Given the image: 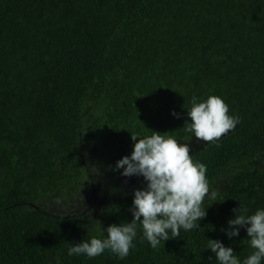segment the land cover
<instances>
[{"label": "trees", "instance_id": "trees-1", "mask_svg": "<svg viewBox=\"0 0 264 264\" xmlns=\"http://www.w3.org/2000/svg\"><path fill=\"white\" fill-rule=\"evenodd\" d=\"M193 95L222 97L240 122L195 140ZM151 131L206 165L199 228L153 249L138 227L122 260L68 256L131 221L143 178L112 169ZM239 205L264 208V0H0V264H218L206 239L242 260L244 229L221 231Z\"/></svg>", "mask_w": 264, "mask_h": 264}, {"label": "clouds", "instance_id": "clouds-1", "mask_svg": "<svg viewBox=\"0 0 264 264\" xmlns=\"http://www.w3.org/2000/svg\"><path fill=\"white\" fill-rule=\"evenodd\" d=\"M190 105L183 129L192 133L199 142H216L240 122L238 115L229 114L222 97L209 95L200 100L193 95ZM171 114L177 116L175 112ZM130 137L134 142L130 154L116 161L112 170L119 171L122 177L143 178V187L134 189L132 193L131 221L104 228L100 226V237L92 236L75 244L66 243L68 256L83 255L91 259L107 250L122 260L135 247L133 241L138 227L148 245L159 249L169 239V234L177 237L181 230L187 232L199 228V221L205 218L206 208H202V204L215 193L209 192L206 165L193 161L189 144L179 143L174 136L156 131L141 138ZM232 212L234 217L226 221L227 226L221 231L231 240L243 228L251 253L241 260L232 247H226L219 239H206V249L214 254L218 264H262L264 208H257L249 215L247 208L239 205Z\"/></svg>", "mask_w": 264, "mask_h": 264}, {"label": "water", "instance_id": "water-1", "mask_svg": "<svg viewBox=\"0 0 264 264\" xmlns=\"http://www.w3.org/2000/svg\"><path fill=\"white\" fill-rule=\"evenodd\" d=\"M100 204H101V203L99 202L98 205H97V207H96V209H95V210L93 211V213H92L93 215H94V213L96 212V210H97V208L99 207Z\"/></svg>", "mask_w": 264, "mask_h": 264}]
</instances>
